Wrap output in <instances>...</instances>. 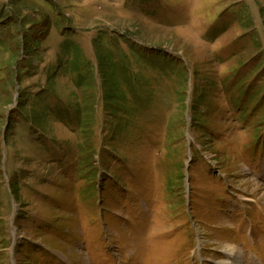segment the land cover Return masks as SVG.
Segmentation results:
<instances>
[{
	"label": "rangeland",
	"instance_id": "obj_1",
	"mask_svg": "<svg viewBox=\"0 0 264 264\" xmlns=\"http://www.w3.org/2000/svg\"><path fill=\"white\" fill-rule=\"evenodd\" d=\"M65 41L147 81L121 138L44 115L77 103ZM263 95L264 0H0V264H264Z\"/></svg>",
	"mask_w": 264,
	"mask_h": 264
},
{
	"label": "trees",
	"instance_id": "obj_2",
	"mask_svg": "<svg viewBox=\"0 0 264 264\" xmlns=\"http://www.w3.org/2000/svg\"><path fill=\"white\" fill-rule=\"evenodd\" d=\"M12 17L18 19L17 15ZM47 18L48 16L44 18V28L40 33L41 36L36 38L38 43H41L43 40H45L50 31L51 22H49ZM6 19L8 21L9 17ZM19 20L23 19L20 18ZM30 22L25 20L21 27L25 29L26 26L32 25ZM10 23H12V20H9L7 23H3V26H10ZM30 28H32V26ZM28 35L29 34L22 35L26 40L24 42H27ZM25 45L26 44H24V47ZM62 48L63 58L67 61L66 65L64 64L63 66V70L67 71L70 76L72 84L75 88V93L72 96L75 98V102L77 103L74 104V106L68 104L67 109L64 111L55 105L54 107H46L43 110L44 115L47 113L52 115L54 114V117L59 119L61 122H64L66 118L69 117V122L76 125L79 133L85 132L89 127L91 132H106L105 136L108 135V138L112 137L115 139L121 138L125 133L131 131L134 128V125H132L134 110H132L131 107L129 110H127L126 105L130 104L131 106V102L135 103L133 100L136 101L137 99L140 108L145 106L146 97L145 95H142L146 93L147 89V81H145V78L142 77L140 72L134 71L132 68V61L129 60L127 56L119 55L116 46L110 48L113 51L105 48H100L97 50V62L95 64L85 58L81 48L78 45L73 44V42L65 41ZM29 49L30 48H28L26 52L29 53ZM37 49L38 48L34 50ZM142 60L143 58L140 57L135 60V63L138 65ZM15 64L16 66L26 68L24 67L25 65H23L26 64V60H20V58H17ZM251 93L252 92L248 94V97H250ZM47 94L52 96L56 94L51 84L49 85L48 89L41 93V95L44 96ZM56 96H58V94ZM129 98L131 99V102ZM258 103V110L264 109V95L260 97ZM25 105L26 100L24 98L22 101H20V105L17 107L14 115H12L10 126L8 128V134L15 120L20 117L25 116V122L31 126L34 125L33 127H37L36 124L42 123L44 120L43 118L46 117L38 114L28 117L26 115L27 113H25L23 110ZM100 107H102L101 111ZM103 111L104 113H102ZM256 114L257 111L254 109V111L249 116L255 117ZM257 144L258 143L256 142L255 147ZM263 145L264 138L260 142V146ZM105 148L106 147L103 145V148L99 147V150H104ZM101 155L103 161L102 166H105L109 173V171H111L110 163L106 161V159L109 157V154L108 152H102ZM79 168L81 170L78 169V172H82V170L85 168L83 163H80ZM95 174L96 173L91 172L89 173L88 177L91 179L95 176ZM107 176L108 175L106 172L105 177Z\"/></svg>",
	"mask_w": 264,
	"mask_h": 264
}]
</instances>
